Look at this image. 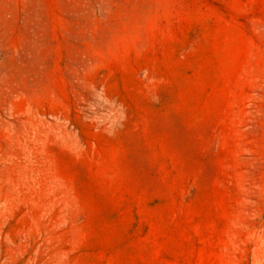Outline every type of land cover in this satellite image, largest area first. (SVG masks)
<instances>
[{"label":"rangeland","instance_id":"obj_1","mask_svg":"<svg viewBox=\"0 0 264 264\" xmlns=\"http://www.w3.org/2000/svg\"><path fill=\"white\" fill-rule=\"evenodd\" d=\"M0 264H264V0H0Z\"/></svg>","mask_w":264,"mask_h":264}]
</instances>
